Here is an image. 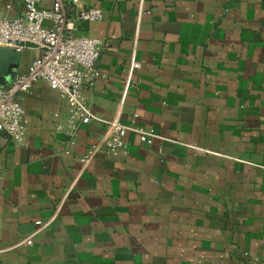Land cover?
Masks as SVG:
<instances>
[{"label":"crops","instance_id":"obj_1","mask_svg":"<svg viewBox=\"0 0 264 264\" xmlns=\"http://www.w3.org/2000/svg\"><path fill=\"white\" fill-rule=\"evenodd\" d=\"M79 5L105 15L80 29L104 42L83 91L96 118L72 143L57 90L18 95L25 140H0V264H264V0ZM23 11L0 0L2 17ZM20 53L0 88L39 54ZM100 119L158 137L128 131L112 157Z\"/></svg>","mask_w":264,"mask_h":264},{"label":"built area","instance_id":"obj_2","mask_svg":"<svg viewBox=\"0 0 264 264\" xmlns=\"http://www.w3.org/2000/svg\"><path fill=\"white\" fill-rule=\"evenodd\" d=\"M44 1L24 0L21 15L0 16V48L17 52L30 48L39 52L26 72L15 75L10 87L0 88V140L5 137L18 144L24 142L25 108L18 95L29 93L38 81L47 83L67 100L72 143L79 127L96 118L83 91L103 76L97 63L104 42L98 37L81 35L80 29L83 23L104 19V11L99 7L80 6V0H50V6H45ZM100 120L109 132L104 145L112 157L124 152L128 131L139 133L146 143L158 137L153 129L124 125L115 119ZM97 149L98 145L91 147L90 154ZM26 243H33L31 237Z\"/></svg>","mask_w":264,"mask_h":264},{"label":"water","instance_id":"obj_3","mask_svg":"<svg viewBox=\"0 0 264 264\" xmlns=\"http://www.w3.org/2000/svg\"><path fill=\"white\" fill-rule=\"evenodd\" d=\"M21 53L9 48H0V75H4L10 64L19 62Z\"/></svg>","mask_w":264,"mask_h":264}]
</instances>
